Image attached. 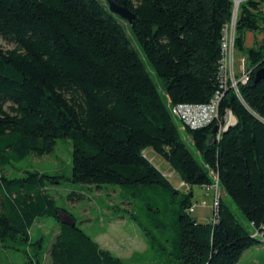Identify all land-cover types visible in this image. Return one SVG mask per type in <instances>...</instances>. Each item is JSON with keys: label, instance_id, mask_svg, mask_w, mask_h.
<instances>
[{"label": "trees", "instance_id": "16d2710c", "mask_svg": "<svg viewBox=\"0 0 264 264\" xmlns=\"http://www.w3.org/2000/svg\"><path fill=\"white\" fill-rule=\"evenodd\" d=\"M115 1L134 15L132 25L104 0H0V39L13 46L0 45V252L41 264L44 237L33 239L31 229L54 219L50 264H237L264 245V80L253 83L264 67V45L255 38L264 33L263 0H246L236 12L233 50L249 74L238 94L220 77L231 0ZM246 34L254 36L251 47ZM216 94L217 119L182 135L170 106L206 105ZM227 113L235 123L212 134ZM59 139L72 146L66 180L114 192L118 202L107 209L139 228L143 254L125 261L78 227L52 194L61 174L6 175L12 163L53 153ZM147 149L189 189L174 188ZM214 177L251 232L225 198L210 223L189 212L190 188H209Z\"/></svg>", "mask_w": 264, "mask_h": 264}, {"label": "rangeland", "instance_id": "374dc122", "mask_svg": "<svg viewBox=\"0 0 264 264\" xmlns=\"http://www.w3.org/2000/svg\"><path fill=\"white\" fill-rule=\"evenodd\" d=\"M232 24L228 29L227 53L234 57L232 68L237 79L240 77L244 60L246 62L247 60L245 57L235 53L233 47H229L234 34V23ZM255 38L258 44L264 45V33L257 35ZM253 40L254 36L252 34H246L245 46L251 47ZM0 45L6 50L13 48L12 45L6 44L1 39ZM135 48L137 47L135 46ZM139 56L142 59L140 52ZM149 73L160 94L163 95L159 80L151 70H149ZM175 121L180 133L184 135L183 125L179 121ZM71 151V142L67 139H59L53 153L41 157L29 156L20 162L12 163V165L5 168L6 175L19 177L27 169L47 174H61L65 178L60 179L61 184L52 190V194L57 205L72 214L78 227L98 243L100 247L125 261L129 260L134 254H143L147 243L139 228L127 221L126 218L116 220L115 217L119 216L120 212H116L115 209H107L108 206L114 207L118 202L114 192L109 191V195H107L105 191L96 192L94 188L90 189L88 186L73 185L66 180L70 176L71 171ZM144 156L169 180L174 188L180 191H187L189 189L182 185L178 175L151 149L145 150ZM190 189L193 193L192 202L197 204L193 217L199 223H210L212 218V194L199 186H192ZM72 192L80 193L81 196H72L70 199L73 200H69L68 195ZM218 194L221 198H225L221 188L218 189ZM225 199L238 222L251 232L248 222L240 211L230 200ZM121 215H124V213H121ZM57 225V220L44 219L36 223L31 229L33 239L40 236L44 237L41 264H50L48 249L56 236ZM29 256L34 260L32 253H29ZM26 259L25 254L20 252H0V264H26ZM127 264L134 263L127 262ZM237 264H264V245L257 244L245 251Z\"/></svg>", "mask_w": 264, "mask_h": 264}, {"label": "built area", "instance_id": "2783aa9c", "mask_svg": "<svg viewBox=\"0 0 264 264\" xmlns=\"http://www.w3.org/2000/svg\"><path fill=\"white\" fill-rule=\"evenodd\" d=\"M233 2V9L234 12H237L238 6L240 3L246 1V0H231ZM262 10L264 11V0L262 3ZM236 14L233 15L232 23H234ZM231 23V25H233ZM228 29L225 31L224 39H223V58L221 61L220 66V77H221V83L222 87L226 88L229 86L231 89L235 91V93L238 94V84L245 85L248 82V68H247V62L244 60L242 64V69L240 73V77L236 79L234 73L232 64L234 63V57L230 54L228 55ZM234 36V34H233ZM229 47H233V39L231 43H229ZM220 96L219 94H216L215 97L210 101V103L206 105H187V104H181L177 106H170V112L171 115L179 121L183 127H189L190 129H199L204 126L210 125L215 119L218 117V104H219ZM235 123L234 117L231 115V113H227V115L224 118V121L222 124L219 125V130L217 132V136L219 137L220 134L225 130L228 126ZM214 184L210 186L209 188H205L204 190L206 192H210L212 194V220L214 221V218L216 217V211H217V204L220 195L218 194V181L217 178L214 177ZM183 185V184H182ZM184 186V185H183ZM197 207V204L194 203L191 208L189 209V212L191 214L194 213L195 208ZM264 228V227H263Z\"/></svg>", "mask_w": 264, "mask_h": 264}, {"label": "water", "instance_id": "95a60500", "mask_svg": "<svg viewBox=\"0 0 264 264\" xmlns=\"http://www.w3.org/2000/svg\"><path fill=\"white\" fill-rule=\"evenodd\" d=\"M104 1L111 14L117 16L120 20L124 21L128 25L133 24L134 15L127 8L119 6L115 0H104ZM234 14H236V12H234ZM260 80H264V67L259 69L255 73L253 83H257ZM227 128L223 130V132H225ZM218 130H219V126H215L213 128L212 134H216ZM63 223L66 224V222H63Z\"/></svg>", "mask_w": 264, "mask_h": 264}]
</instances>
